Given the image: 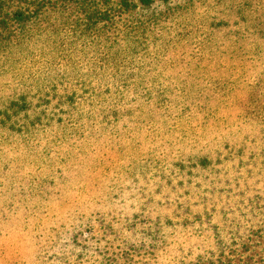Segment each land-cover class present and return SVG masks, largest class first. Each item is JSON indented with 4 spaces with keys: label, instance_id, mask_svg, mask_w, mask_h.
Listing matches in <instances>:
<instances>
[{
    "label": "trees",
    "instance_id": "obj_1",
    "mask_svg": "<svg viewBox=\"0 0 264 264\" xmlns=\"http://www.w3.org/2000/svg\"><path fill=\"white\" fill-rule=\"evenodd\" d=\"M223 5V0H0V44L12 42L0 50V62L7 56L1 53L14 46L13 40L30 41L32 34L39 29L38 34H43V110L36 113L40 106L27 103L24 91L16 93L12 102L0 109V160H3L0 162V180L5 178L0 181V189H5L9 210L17 207L19 196L16 190L23 188L21 179L12 175L17 165L22 167L18 170L19 176H26L28 172L30 175H34L33 171L41 172L40 165L45 163L43 170H49L55 177L50 171L54 169L52 166H58L56 160H64L58 154L57 146L60 149L66 146L69 157L74 154L76 165L73 171L77 175H86L100 168L96 173L108 190L119 188L120 192L124 182H138L143 171L138 166L148 162L142 158L133 160L130 167L133 172L126 173L129 179L122 182L115 179L118 164L111 158V154L117 152L120 155L126 150L123 145L128 133L133 137L137 134L129 132V124L133 122L129 116L132 108L136 112L145 107L142 115L150 117L148 121L132 124L139 126L140 130L154 128L153 144L162 150V160L172 156L166 155L171 144L167 142L169 139L178 140L181 135L180 140L189 144L190 153L196 155L173 164L177 166L176 170L182 167L184 177L191 176V171L186 170L189 167L205 170L231 160L232 151L240 147L237 143L240 138L234 135L223 142L220 140L228 136L225 133L236 131L240 125L234 129L224 128V125L231 118L239 121L242 118V124L247 120L251 125L258 124V118L260 125H264V110L251 104L255 98H263L264 92L249 91L254 87L264 88V55L260 49L264 48V10L259 8L264 7V0H229L225 10ZM250 44L247 58L243 48ZM192 45L199 48L196 58L189 56L186 66L176 73H168L167 70L173 69L176 53H184L185 48ZM249 64L252 65L248 69L256 72L251 78L244 71ZM69 65L77 66V73L65 69ZM160 65H164V71H160ZM3 67L0 64V69ZM212 73L215 74L211 76ZM53 81L63 87L62 93L65 92L63 96L56 92L55 98L68 108L47 109L52 103L50 91L44 85ZM68 85H82L88 90L85 96H79ZM243 86L248 89L243 91ZM5 89L2 86L0 93L5 94ZM53 89L59 90L57 85ZM241 102H244L243 106ZM162 116L165 121L160 123ZM118 124L120 128L117 129ZM166 125L168 129H163ZM205 132L212 143L219 146L214 151L215 163L210 159L213 152L195 151L207 138ZM222 143L226 144L223 150L220 149ZM151 145L149 142L140 144L134 150L137 152ZM225 150L228 152L223 157L222 151ZM105 158L110 162L106 166ZM158 159L155 157L156 161ZM183 162H189L190 166H182ZM152 164L156 166L154 161ZM112 168L115 169L113 173ZM69 170L65 168L57 173H61L62 179L68 177ZM164 172L162 178L170 179L167 171ZM146 173L150 175L151 171ZM8 176L13 184L7 182ZM66 191L62 187L63 195ZM40 195L41 191H36L25 197L33 202ZM263 200L257 197L259 203L255 210L260 216L251 208L249 219L235 224L234 231L226 225L214 226L215 243L211 242V237H205L207 244L198 249L194 260H181L177 264H264ZM106 201L99 206L106 207ZM206 202L199 205L189 203L178 224L187 220L184 215L191 218L190 223L183 224L186 229L201 223L203 216L207 217L205 223L210 224L214 210L211 214L192 211ZM1 212V221H8L11 212ZM64 212L59 211L52 217L57 221L51 230L56 243L51 240L48 247L52 255L48 264H74L93 252L105 260H120L115 252L99 246L96 237L91 235L85 239L80 227L68 223L58 225V221L67 219L70 211ZM84 217L80 221H84ZM136 218H133L134 223H128V219H132L128 215L122 221L117 217L107 222L103 220L102 224L106 222L103 231L114 235L120 229L119 232L127 231L134 236L139 233L138 224H142L144 237L158 240L165 236L166 230L176 227V223L169 219L156 221L150 226L148 222L136 223ZM90 224L88 220L86 227L93 233L94 226ZM32 231L41 233L40 227ZM45 237L50 239L47 235ZM129 237L123 239L125 245L122 248L118 247L122 256L135 251L136 239ZM45 242L43 239V245Z\"/></svg>",
    "mask_w": 264,
    "mask_h": 264
},
{
    "label": "rangeland",
    "instance_id": "obj_2",
    "mask_svg": "<svg viewBox=\"0 0 264 264\" xmlns=\"http://www.w3.org/2000/svg\"><path fill=\"white\" fill-rule=\"evenodd\" d=\"M223 3L222 7L225 10L228 7L229 0H223ZM259 8L264 10V7ZM39 31L41 29L36 30L32 34L30 41L22 40L19 42L18 39L13 40L14 46L10 47V50L7 49L5 53H1V55L7 54V56H5V60L3 59L0 62L4 66L0 69V91H3L2 86L6 88L5 94L0 93V109L1 106L12 102L16 93L24 91V95H27V103L40 106L36 113L43 110V98L45 97V94H43V34H38ZM16 43L19 45L15 46ZM9 44H12V42H1L0 50ZM251 45H248V48H243L246 54L250 51ZM227 48L229 49L230 46H227ZM197 49L199 48L196 45H192L185 48L184 53H176L173 69L172 71L167 70L168 73H176L181 67L186 66V62L190 60L189 56L192 59L196 58ZM260 49L264 55V48ZM245 56L248 58L249 54ZM164 65L158 67L160 71H164ZM251 65L246 66L244 70L249 78L256 73H252V70L248 69ZM83 67L85 68V66ZM211 68L214 71L213 60L211 61ZM65 69L76 70L75 73H77L78 67L69 65ZM214 74L212 73L211 76ZM55 85L58 86L59 90H52ZM44 86H47L50 91L49 100L51 99L52 104L47 108L49 111L51 110L49 108L54 107L58 109L68 108L67 104L64 105L60 99L55 98L56 92L62 96L65 95V92H61L62 86L54 81ZM68 86L74 88L79 96H85V92L88 90V87L82 85ZM254 88L249 89V91H253V93L255 91L264 92V88ZM247 89L243 86V91ZM52 97L54 98L52 99ZM240 104L243 106L244 102ZM251 104L256 109L259 108L263 111L264 97L258 100L255 98L254 101H251ZM144 111L145 107L141 108V110L137 109L136 112L133 108L130 109L129 116L132 117V123H138V121L141 122L142 120L148 121L150 117L142 115V113H145ZM13 115L12 117L15 118V112H13ZM256 119L258 124L251 125L247 120L242 124V118L240 121L237 118H231L224 125V128L228 126L230 129H234L233 127H236V125H240V127L230 133L223 132L228 136L220 140L223 142L234 135L240 138V141L233 139V141L240 143V147L232 151L231 160L223 161L221 164L205 170L189 167L186 169L191 171V176L189 177L183 176L181 173L183 171L182 167L176 170L177 166L173 165L174 163H180L186 157L196 155L190 153L192 149L189 144L183 139L180 140L181 135H178V140L175 138L167 141L171 142V144L166 150V155L168 157L169 154L172 156L167 160H162V150L155 145L156 143L153 144L152 136H156L154 128L150 126L140 130L139 126H133L130 123L129 132L135 131L137 134L133 137L127 132L123 145L126 150H123V153L120 152V155L117 152L111 154L112 162L118 164L117 170L115 171L112 168L111 173L115 171L116 181L124 182L129 179L125 174H132L133 172V169L130 168L133 160L136 161L137 158H142L148 163L138 166V168L143 170L139 181L135 183L133 181L124 182L120 192L119 188L113 190L104 188L102 178L96 173L100 168L96 171H89L86 175H77L73 171L76 165V158L74 154H70L71 157L68 156L69 153L66 146L61 149L58 146L56 147L58 154H61L64 160L63 162L56 160L58 166H52L54 169L50 171L55 177L50 175L49 170H43V166L46 167L45 163L40 165L42 167L41 172L33 171L34 175H30L28 172L26 176H19L20 172L18 170L22 167L17 165L12 175L21 179L23 188L20 190L14 188L19 196L15 209L9 210L6 202L7 194H5L6 198L4 197L5 189H0V213L5 210L11 212L9 213L11 216L8 221L3 222L0 218V264H43L44 261H46L44 264H48L50 257L52 258L48 247L51 246V240L56 243L55 236L51 230L53 229L52 224L57 223V221L52 219V217L59 211L65 213L64 211L66 210L70 211L68 217L65 214L61 215L67 219L58 221V225L68 223L80 227L81 233L83 229L82 235L85 239L91 235L96 237V242L97 240L100 241L99 246L107 247L111 252L117 254L116 258L120 257V260L113 262V260H105L93 252L86 259L78 260L74 264H177L181 260L184 262L194 260L199 253L198 249L205 247L207 244L205 237H209V239L211 237V242L215 243L213 238L214 226L221 228L226 225L230 230L234 231L235 224L249 219L251 208L254 209L256 215L259 214L255 207L259 203L257 197L264 198V125H260L259 119ZM1 120L2 118L0 117ZM163 121H165V118L162 116L160 123ZM118 127L120 128L119 124L117 129ZM162 128L168 129V125ZM239 129L240 133L238 132ZM204 136H207V138L196 147L195 151L213 152V154H210V159L214 161V151L219 146H217L216 142L212 143L213 140L208 138V133L205 132ZM148 142L152 144L150 147L144 146L137 152L134 150L138 145ZM158 143L161 144L162 141ZM8 144H5V147ZM224 145L226 144L222 143L220 145L221 150H223ZM227 152L228 150L222 151L224 153L223 157H225ZM180 156L182 157L179 158ZM155 157L159 158L158 161L155 160ZM152 161L156 163V166L152 164ZM104 163V166H106L110 162L105 158ZM181 165L190 166L189 162H183ZM65 168L70 169L69 175L61 179V173L58 174L57 171L60 170L62 172ZM146 171H151V174L148 175ZM164 171H167L166 175L170 179L162 178ZM11 173L12 170L9 175ZM6 178L8 183H12L10 176ZM4 179L3 177L0 181L3 182ZM189 180L191 182L188 183ZM171 181L173 184L170 183ZM179 182L180 185H178ZM62 187L67 190L65 195L61 192ZM84 190L85 193H83ZM104 190H107L106 193H103ZM36 191H41V195L37 197L36 201L33 200L32 202L31 198L29 200L25 197L29 193ZM105 200H107L106 207H100L99 203L102 202V205H104ZM204 201H207L204 206L193 208L192 211L197 213L208 211L210 212L208 214H211L212 210H214V218L210 224L205 223L207 217L203 216L201 223L186 229L183 224L191 221V218H187V215L183 216L187 220L182 222L181 225L178 224L183 220L180 217L185 213L189 203L199 205ZM125 215L132 217L131 220L128 219V223H134V217H137L136 223L139 221H142V223L148 222L150 226L156 221L164 222L169 219L171 222L174 221L176 223V227L166 230L165 236L158 240L153 237L145 238L141 232L144 228L142 224H138L139 233L134 236L132 233H127V231L119 232L120 229L116 230L114 235H109L106 230L105 232L103 231L107 221L115 217L122 221ZM83 216H85L84 221H80ZM90 216H92V219H89L91 218ZM88 220L92 223L90 225L94 226L93 233L87 230ZM103 220L106 221L104 224H102ZM79 222L80 225H77ZM38 227H40L41 233L40 231H32V229ZM46 235L49 236V240L45 237ZM130 235L136 239L135 251L130 252L129 255L122 256L120 254L121 249L119 250L118 247L122 248L125 245L123 239L130 238ZM43 239L44 242L47 241L45 245H43ZM188 249L193 250L187 252Z\"/></svg>",
    "mask_w": 264,
    "mask_h": 264
}]
</instances>
